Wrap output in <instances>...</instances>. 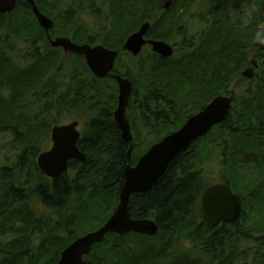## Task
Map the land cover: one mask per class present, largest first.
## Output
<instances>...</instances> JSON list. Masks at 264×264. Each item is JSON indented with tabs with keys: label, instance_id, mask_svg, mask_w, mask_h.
Segmentation results:
<instances>
[{
	"label": "trees",
	"instance_id": "16d2710c",
	"mask_svg": "<svg viewBox=\"0 0 264 264\" xmlns=\"http://www.w3.org/2000/svg\"><path fill=\"white\" fill-rule=\"evenodd\" d=\"M34 1L48 18L60 10L51 19V38L118 52L113 73L132 83L126 107L131 166L214 97L230 95L253 58L263 62L261 76L233 99L227 118L179 154L151 190L130 197L131 217L153 220L158 233L109 234L84 257L86 264H247L241 245L253 243L258 261L264 255V49L255 43L264 40L262 0H204V6L201 0H170L167 10L169 0H95V9L90 0L86 8L84 0ZM87 10L88 20L82 16ZM18 11L35 19L30 5L16 0L11 13L0 14V31L14 24L8 17ZM76 18L82 26L75 27ZM58 20L64 25L56 32ZM145 22L146 38L170 44L171 57L143 54L148 46L136 58L122 51ZM97 28L99 34L90 33ZM13 32L26 36V49L16 51L6 40L0 46V136L12 138L13 152L0 166V264H57L68 245L100 228L116 209L129 145L113 119V79L94 77L83 57L52 48L38 23L21 21ZM70 60L69 87L60 95L57 78ZM28 99L39 104L34 116ZM70 113L86 114L77 142L86 161H70L66 173L50 179L39 171L37 157L52 126ZM212 151L222 155L221 182L241 203L235 223L215 228L206 224L199 204L210 185L202 161ZM182 242L193 246L185 249Z\"/></svg>",
	"mask_w": 264,
	"mask_h": 264
},
{
	"label": "water",
	"instance_id": "95a60500",
	"mask_svg": "<svg viewBox=\"0 0 264 264\" xmlns=\"http://www.w3.org/2000/svg\"><path fill=\"white\" fill-rule=\"evenodd\" d=\"M31 7L38 25L42 28L52 48H59L64 53H71L84 58L85 63L98 79L111 78L116 82L117 108L113 119L120 131L121 139L129 145L128 161L124 169V181L121 186L118 204L108 220L97 230L77 238L60 254L57 264H86L84 257L92 248L103 242L109 234L119 236L135 233L145 236H155L158 233L157 224L151 219H134L131 217L128 203L136 193L151 190L163 175L170 163L182 152L186 151L195 141L205 137L213 127L221 124L228 116L232 103V92L229 96H216L198 113L189 117L185 123L173 133L153 144L136 162L130 165L132 135L130 124L126 118V107L132 93V83L113 73L114 63L118 52L105 48L101 44H76L67 37L51 38L49 30L53 21L44 15L36 6L34 0H25ZM171 1L163 6L168 9ZM16 7V0H0V14L11 13ZM264 14V0H262ZM150 29V23H143L137 31L129 35L122 51L136 58L143 47L150 46L151 51L162 58L173 55V47L165 41L145 39ZM246 72L243 73L245 76ZM252 76L249 75L248 78ZM80 138L78 123L71 122L62 126H54L50 132L51 147L37 157V167L47 178L55 179L68 171V163L77 161L84 163L85 155L78 149ZM200 208L205 222L214 227L221 221L226 224L234 223L240 214V204L237 197L226 184H214L207 187L200 196Z\"/></svg>",
	"mask_w": 264,
	"mask_h": 264
},
{
	"label": "rangeland",
	"instance_id": "374dc122",
	"mask_svg": "<svg viewBox=\"0 0 264 264\" xmlns=\"http://www.w3.org/2000/svg\"><path fill=\"white\" fill-rule=\"evenodd\" d=\"M45 1L48 5H50L51 3H55L57 1H60V3H61L64 0H45ZM90 1H94V7H93L94 9H95V7L96 8L98 7V5H96V3H95V0H90ZM201 1H202V5H203L204 0H201ZM88 2H89L88 0H84L83 1L84 4L82 5V7L83 8L88 7L86 5ZM193 11H195V9H193ZM200 11L202 12L201 8H200ZM59 12H60L59 9L54 10L53 13L51 14L52 17H50V19H53L56 16H58ZM85 15H89L88 10L84 11V13L82 15V16H84V18H86L88 20V18ZM10 20H12V21H10ZM76 20H78V21L76 22L75 27H77V25H80V26L83 25L81 20H79L77 18H76ZM8 21H10L9 22L10 25H11V22L14 23L15 25L12 24V26H10V27L8 26L7 31H0V46H1V48H3V46L6 47V45L4 44V41L6 40V42L9 45H11L16 51H19L22 53L26 49L25 48L26 47V42H25L26 36L24 34H17V33H19V31H17V33H14L13 31L16 28V25L18 26L19 24H21V21H25L28 24H30L31 26H35V25H37L36 20L29 17V15L26 14L24 11L23 12L18 11V12H14L13 14H11L10 17H8ZM191 22H192V19H191ZM87 23L89 25V21H87ZM57 24L58 25H57L56 32H58V28L62 29L63 25H64L62 23V21H60V20H58ZM74 28H71V29H74ZM259 28L261 29V31H263L264 30V23L260 24ZM55 33H52V35H54ZM90 33L91 34H99V30L97 28L94 30V32H90ZM83 44H85V43H83ZM97 44H99V43H96L94 45H97ZM255 44L258 46L259 49H264V40L256 42ZM149 48L144 49L143 54H147V52H152L151 49H149ZM71 62H72V60H70V63L68 65H66L65 70L57 78V83L59 84V88L61 91L60 95H63L68 90L69 78H68L67 69L72 66ZM262 68H263V62H260L259 60H255L254 58H253V60H251L249 65L247 63V65L241 71V76L235 82H233V84H231V86L229 88V93L232 92L233 99L237 100L240 97L242 91L244 89H246L247 87H249V85H250L249 80H253L256 77L259 78L261 76ZM245 72H246V74H245V76H243V73H245ZM249 75H251L252 77L248 78ZM27 103H28L27 110H29V109L31 110V111H28L29 114L34 116V113L37 110L39 104L36 103L35 101H33L31 104V99H28ZM52 112L54 113L55 110H52ZM79 115H81V113L80 114H75V113L66 114L63 117V120L61 121L60 125H56V126H62V125L69 124L71 122H77L78 123V130L81 131L84 119L86 117V114L82 113L81 116H79ZM52 128H53V126H52ZM51 129L49 131L48 145H47V147L42 149L40 154L42 152L49 150L51 147V140H50ZM11 140H12V138L9 135H1L0 136V166L5 165L6 163H8L13 158V152L11 150ZM210 146H211V143H210ZM212 152H213V154L210 157H207V159L205 158L202 161L203 165L201 164L202 166H204L203 167L204 172L202 174L203 180L205 183H210V184L217 183V182H220L222 180V178H221L222 168L220 167V163H219V159H221L222 155H220L219 153H215L214 151H212ZM250 178L251 177L246 176L245 180H249ZM254 178H253V180H254ZM259 178L260 177H258V179ZM254 245L255 244H253V243H244L241 245L242 249L248 251L247 256H246L247 264H264V255L263 254H258V256H259L258 261H255V258L253 257L254 252H255V248H253ZM181 246H183L185 249H188V248H191L193 245L189 242H182Z\"/></svg>",
	"mask_w": 264,
	"mask_h": 264
},
{
	"label": "flooded vegetation",
	"instance_id": "af4514ba",
	"mask_svg": "<svg viewBox=\"0 0 264 264\" xmlns=\"http://www.w3.org/2000/svg\"><path fill=\"white\" fill-rule=\"evenodd\" d=\"M146 37H147V35H146ZM146 37H145V39H147ZM173 49H174V48H173ZM214 184H226V183L220 181V182H217V183H212V184H210L209 186L214 185ZM226 185H227V184H226ZM209 186H207V187H209ZM207 187H206V188H207ZM206 188H205V189H206ZM205 189H204V190H205ZM230 189H231V188H230ZM204 190H203V191H204ZM203 191H202V192H203ZM231 192H232V191H231ZM232 193H233V192H232ZM201 194H202V193H201ZM233 194H234V193H233ZM234 195H235V194H234ZM235 196H236V195H235ZM236 197H237V196H236ZM237 199H238V198H237ZM238 201H239V204H240V213H241V203H240V200H239V199H238ZM199 204H200V201H199ZM200 210H201V208H200ZM201 213H202V211H201ZM202 215H203V214H202ZM239 217H240V214H239ZM239 217H238V218H239ZM203 219H204V217H203ZM237 220H238V219H237ZM237 220H236V221H237ZM204 221H205V220H204ZM234 223H235V222H234ZM206 224H207V223H206ZM220 224H223V222L221 221L218 225H216V226H214V227H212V228H215V227L219 226ZM224 224H226V223H224ZM231 224H232V223H231ZM207 225H208V224H207ZM208 226H209V225H208ZM210 227H211V226H210Z\"/></svg>",
	"mask_w": 264,
	"mask_h": 264
},
{
	"label": "bare ground",
	"instance_id": "6f19581e",
	"mask_svg": "<svg viewBox=\"0 0 264 264\" xmlns=\"http://www.w3.org/2000/svg\"><path fill=\"white\" fill-rule=\"evenodd\" d=\"M56 126V125H55ZM54 127V126H53Z\"/></svg>",
	"mask_w": 264,
	"mask_h": 264
}]
</instances>
